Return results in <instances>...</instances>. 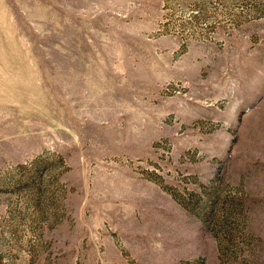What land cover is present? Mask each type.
Listing matches in <instances>:
<instances>
[{
	"label": "rangeland",
	"instance_id": "rangeland-1",
	"mask_svg": "<svg viewBox=\"0 0 264 264\" xmlns=\"http://www.w3.org/2000/svg\"><path fill=\"white\" fill-rule=\"evenodd\" d=\"M0 264H264V0H0Z\"/></svg>",
	"mask_w": 264,
	"mask_h": 264
}]
</instances>
